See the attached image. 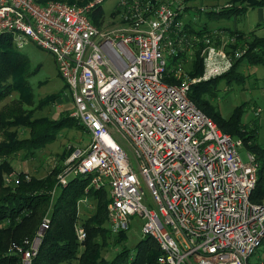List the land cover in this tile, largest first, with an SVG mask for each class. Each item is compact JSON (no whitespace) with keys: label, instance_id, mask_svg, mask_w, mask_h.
<instances>
[{"label":"built area","instance_id":"built-area-1","mask_svg":"<svg viewBox=\"0 0 264 264\" xmlns=\"http://www.w3.org/2000/svg\"><path fill=\"white\" fill-rule=\"evenodd\" d=\"M105 1L0 0V33L12 35L19 50L35 45L54 56L73 116L92 138L66 159L53 195L76 177L89 179L86 193L107 188L112 231H128L140 217L142 235L160 248L159 264H248L264 241V203L251 199L259 163L252 154L244 161V141L189 96L193 84L224 75L243 52L229 54L205 38L204 73L192 78L183 64L202 40L184 31L183 2L120 0L118 24L103 29L91 14ZM171 75L179 81L167 82ZM78 205L94 208L88 197ZM50 227L46 215L26 249L13 245L23 264H32ZM76 233L87 237L82 224Z\"/></svg>","mask_w":264,"mask_h":264},{"label":"trees","instance_id":"trees-1","mask_svg":"<svg viewBox=\"0 0 264 264\" xmlns=\"http://www.w3.org/2000/svg\"><path fill=\"white\" fill-rule=\"evenodd\" d=\"M38 1L42 4L64 2L83 6L93 0ZM242 5L247 9L246 7L240 9L239 6ZM248 6L264 7V0H231L230 6H223L218 11L212 9L210 14L224 18L218 20H230L247 12L250 8ZM101 9L102 6L91 14L92 22L99 28H102L105 19ZM187 25L189 24H184L186 32L190 31V29L186 30ZM219 29L227 32L225 36L228 37V42L225 49H229L227 50L229 54L235 55L236 50L243 52L241 57L234 58L232 69L222 77L238 81L246 80L247 76L244 77L243 73L240 76L238 68H241L243 63L264 65V34L258 36L254 30L244 32L230 27ZM214 31L205 25L190 31L193 32L191 36L202 40L195 45L191 54L194 59L187 71L192 78L203 75L202 51L205 48L203 40L209 37L214 39ZM232 39H235V43H231ZM181 59H186V54L182 55ZM29 63L28 58L15 45L12 35L0 33V103L15 92L20 95L21 101L30 98ZM166 81L177 83L179 80L171 75ZM214 88L215 84H212V80L195 83L191 87L189 96L203 112L217 122L220 129L241 138L244 144L249 142L250 148L255 151L253 152L258 153V183L251 199L255 203H264V147L258 142V123H254L255 128H246L238 123L236 115L225 120L214 102L217 96ZM43 104L47 106L50 103L45 101ZM18 119V123L14 125L29 129L32 135L22 140L12 139L0 143V264H23L21 253L17 252L12 244L21 245L26 249L27 243L34 239L46 215L51 218V227L43 237L39 252L32 259V264H159L158 257L161 251L151 237H141L130 246L127 244L128 231L118 233L112 231L108 222L110 196L107 188L99 190L90 188L86 193L89 179L76 177L70 180L67 187H58L53 195L57 176L66 159L74 152L73 147L70 151L65 150L64 153L57 155L56 162L45 177H27L24 172H19L15 189H6L9 185L4 184L2 169L6 167L12 171L8 159H13V156L21 151L34 156L36 150L42 149L57 138V134L67 127L68 121L65 116L56 120L48 115L30 121L23 117ZM6 173L8 174L7 171ZM85 197L89 198L94 208L91 209L92 215L87 220L81 221L87 233V239L81 244L75 230L76 223L81 220V210L88 208L86 205L81 207L78 205V202ZM112 253L115 254L110 256ZM251 259L248 264H253Z\"/></svg>","mask_w":264,"mask_h":264},{"label":"rangeland","instance_id":"rangeland-1","mask_svg":"<svg viewBox=\"0 0 264 264\" xmlns=\"http://www.w3.org/2000/svg\"><path fill=\"white\" fill-rule=\"evenodd\" d=\"M119 1L120 0H106L102 4L101 11H103V14L105 15L102 26L103 29L118 24V14L113 13L112 16H110V14ZM176 1L183 2L182 8L180 9V15L183 17L184 23L189 24L187 25V31L189 29L190 31L194 29L197 30L200 26L205 25L213 31L219 28L230 27L244 32L254 30L257 32L258 36H263L264 34V7L257 6L251 8L248 6L250 7L248 8L249 10L243 12L239 16H234L230 18V20H218L224 18L220 16L215 17V15L212 16L210 11L212 9L218 11L223 6H230L231 0ZM239 7L241 9V7L244 8L246 6L242 5ZM186 21L188 22L186 23ZM190 31H185L188 36L193 34V32ZM218 31H222L219 32L221 36L217 39H213V41L219 48L225 49L228 41V38L225 36L227 32L222 29H219ZM191 37L194 38L193 36ZM192 50L188 53V59L184 61L183 67L185 71L190 68L192 60L194 59L191 55L193 53ZM21 53L30 61V76L28 81L31 87V95L28 100L21 101L20 95L15 92L0 103V143L8 142L12 139L18 141L31 137L32 133L29 129L24 128L21 125L18 127L14 125L18 123V117H23L30 121L45 115L56 120L65 116L68 121L66 122L67 127L57 134V138L53 142L45 145L42 149L36 150L34 156L27 155L26 152L21 151L13 156V159H8L9 163H7L12 168V171L5 167L2 169V173L5 179L4 184H7V186L9 185L6 189L9 190L15 189L17 183L16 180L19 178V172H24L27 177L35 176L43 178L53 167L58 154L64 153L65 150L68 152L72 147L75 149L86 148L90 145L92 140L90 134L73 116L75 106L72 93L65 81L61 78L54 56L50 52L35 45H30L21 50ZM238 71L240 76L242 75L241 73L244 74V77L247 76L246 80L238 81L236 79L222 76L210 79L212 80V84H215L214 90L217 92L214 102L218 105L221 116L225 120L236 115L238 123L246 128H255L254 123H258V142L264 147V65L243 63V66L238 68ZM45 101H48L50 104L46 106V104H43ZM233 137L237 139L236 136ZM117 140L129 155V158L134 165V169L138 171V163L134 157V151L130 143L120 136ZM246 144L248 145L246 146ZM246 144H243L240 148L243 160L247 161L248 155L252 154L256 161L259 162L258 153H254L255 151L250 148L251 145L249 142ZM91 209L93 208L85 207V209L81 210V220L78 221L76 225L81 224V221L87 220L92 215L93 212ZM141 225V218L138 216L133 217L131 228L128 230V245L132 246L138 239L144 237L142 235ZM76 237L81 244L87 239L81 241L77 235ZM114 254L115 253H112L110 256H113ZM251 262L253 264L263 262L262 264H264V243L260 246L258 252L252 257Z\"/></svg>","mask_w":264,"mask_h":264},{"label":"crops","instance_id":"crops-1","mask_svg":"<svg viewBox=\"0 0 264 264\" xmlns=\"http://www.w3.org/2000/svg\"><path fill=\"white\" fill-rule=\"evenodd\" d=\"M118 4V3H117ZM117 6V5H116ZM113 13H116L115 12V10H113L112 12H111V14H110V16H112L113 15ZM118 20H120V16L118 15ZM188 21H189V19H188ZM188 21H186V23L188 22ZM192 22V21H191ZM202 26H204V25H202ZM201 27V26H200ZM199 29V28H198ZM227 37V36H226ZM263 262H261V263H259V264H262Z\"/></svg>","mask_w":264,"mask_h":264}]
</instances>
